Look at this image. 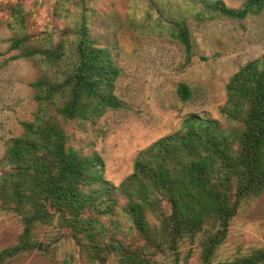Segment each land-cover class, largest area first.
Segmentation results:
<instances>
[{
  "label": "trees",
  "instance_id": "obj_1",
  "mask_svg": "<svg viewBox=\"0 0 264 264\" xmlns=\"http://www.w3.org/2000/svg\"><path fill=\"white\" fill-rule=\"evenodd\" d=\"M189 1L199 22L242 21L264 11V0L238 7ZM27 2L0 0V14L7 12L0 25L13 30L9 50L18 52L13 58L37 69L32 119L22 122V133L0 156V212L24 224L19 242L0 251V264L39 246L33 239L38 223L56 228L53 243L72 240L81 264H159L156 256L178 258L182 242L194 243L202 233L201 264H264V247L214 261L244 203L264 194V53L230 77L224 121L187 117L179 130L140 151L134 171L115 185L98 152L84 155L70 144L68 123L94 122L124 106L116 94L122 74L116 45L103 46L94 36L86 0H57V23L44 29L33 27ZM148 2L146 21L128 17L126 23L142 34L175 39L183 65H190L195 51L187 14L167 1ZM178 95L190 99L187 83L179 84Z\"/></svg>",
  "mask_w": 264,
  "mask_h": 264
},
{
  "label": "rangeland",
  "instance_id": "obj_2",
  "mask_svg": "<svg viewBox=\"0 0 264 264\" xmlns=\"http://www.w3.org/2000/svg\"><path fill=\"white\" fill-rule=\"evenodd\" d=\"M31 1L26 6L33 11L35 29L57 23L53 16L57 0ZM86 1L91 9L89 18L94 36L103 46L116 45L114 52L122 69L116 94L124 106L108 110L94 122L71 121L68 133L70 144L84 155L98 152L102 156L105 177L119 185L134 171L139 152L179 130L187 117L199 114L224 121L221 108L227 101L226 85L230 77L264 53V11L242 21L220 17L199 22L193 17L197 9L189 0H161L187 14L195 57L190 65L184 66L183 50L175 39L142 34L126 23L128 17L146 21L148 0ZM224 1L232 7L244 2ZM0 17L7 18L6 10ZM12 36L9 26L0 25V156L10 141L22 133V122L31 120L36 109L31 83L37 69L26 58H13L18 52L9 50ZM180 83H187L192 91L186 101L178 95ZM209 227L207 224L206 229ZM23 231L20 217L0 212V251L17 244ZM55 233L54 226L38 223L33 229V239L39 246L5 263L81 264L74 242L62 239L53 243ZM202 236L203 233L194 243L183 241L178 258L161 253L156 259L159 264H201ZM263 247L264 194L244 203L214 261L234 260Z\"/></svg>",
  "mask_w": 264,
  "mask_h": 264
},
{
  "label": "water",
  "instance_id": "obj_3",
  "mask_svg": "<svg viewBox=\"0 0 264 264\" xmlns=\"http://www.w3.org/2000/svg\"><path fill=\"white\" fill-rule=\"evenodd\" d=\"M40 247H41V245H40Z\"/></svg>",
  "mask_w": 264,
  "mask_h": 264
}]
</instances>
